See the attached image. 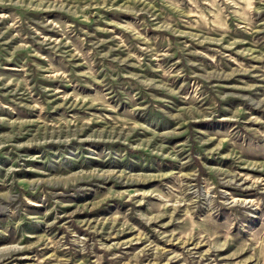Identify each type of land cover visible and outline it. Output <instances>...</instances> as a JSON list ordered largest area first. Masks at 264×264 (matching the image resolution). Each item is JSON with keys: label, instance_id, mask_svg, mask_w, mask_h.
Masks as SVG:
<instances>
[{"label": "rangeland", "instance_id": "rangeland-1", "mask_svg": "<svg viewBox=\"0 0 264 264\" xmlns=\"http://www.w3.org/2000/svg\"><path fill=\"white\" fill-rule=\"evenodd\" d=\"M0 264H264V0H0Z\"/></svg>", "mask_w": 264, "mask_h": 264}]
</instances>
